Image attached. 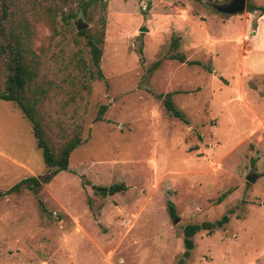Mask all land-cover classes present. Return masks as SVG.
I'll list each match as a JSON object with an SVG mask.
<instances>
[{
  "label": "rangeland",
  "instance_id": "rangeland-1",
  "mask_svg": "<svg viewBox=\"0 0 264 264\" xmlns=\"http://www.w3.org/2000/svg\"><path fill=\"white\" fill-rule=\"evenodd\" d=\"M229 1L105 0L89 18L78 0H16L33 32L27 102L55 152L78 132L83 142L55 174L29 119L0 97V191L40 182L37 195L0 197V264H179L184 227L224 214L194 235L185 264H264V14L249 5L264 0L214 7ZM168 92L188 122L167 110Z\"/></svg>",
  "mask_w": 264,
  "mask_h": 264
},
{
  "label": "trees",
  "instance_id": "trees-1",
  "mask_svg": "<svg viewBox=\"0 0 264 264\" xmlns=\"http://www.w3.org/2000/svg\"><path fill=\"white\" fill-rule=\"evenodd\" d=\"M81 1L84 13L91 18L88 9L91 5L102 1V8L106 7L105 0H78ZM251 9L260 10L264 14V6L256 4H249ZM16 0H0V74L5 73V85L0 87V97L4 99H10L15 102L22 112L29 119L32 126V133L34 134L38 148L42 150L43 157L48 166L54 168L55 174L67 170L69 168V159L71 153L82 142L81 133L78 132L75 137L69 140L63 145L59 152H55L53 146L50 144L48 138L45 135L43 124L37 116L35 107L28 104L26 97L27 83L31 77L30 65L26 60V53L32 43L33 32L30 30L29 25L24 22H19L16 19ZM84 31H81L83 33ZM178 38L173 40V47L179 46ZM92 49L95 63H99L101 57V49L92 40ZM171 59H178L182 62L188 61L190 64H201L199 60H187L181 53H172L169 55ZM161 60H157L152 65L151 69H156L160 66ZM209 71L212 69L204 65ZM174 92H168L166 94L165 106L167 110L174 115L182 119L184 122H188L186 115L176 106L173 100ZM107 109L106 105L101 106V110L97 119H102V114ZM34 185H40L39 180L35 176H30L22 179L14 186H12L7 192L0 191V197L5 193L20 191L23 187H28L38 194V189ZM96 190L103 195L114 194L117 191L126 189V185L112 184L110 186H95ZM39 202L43 205V201L39 198ZM168 211L170 215L175 216L176 206L170 200L168 202ZM230 219L228 214H224L221 219L216 221H204L202 223H191L184 227V243L186 250L183 253V257L180 258L179 264H185L186 259L190 257L191 250L195 246L194 235L201 230H208L212 233L215 228L222 227Z\"/></svg>",
  "mask_w": 264,
  "mask_h": 264
},
{
  "label": "water",
  "instance_id": "water-1",
  "mask_svg": "<svg viewBox=\"0 0 264 264\" xmlns=\"http://www.w3.org/2000/svg\"><path fill=\"white\" fill-rule=\"evenodd\" d=\"M246 5H247V0H231L226 4H217L214 3V7L223 13H228V14H237V13H241L246 9ZM88 26V24L82 20H79L77 22V28L79 30L85 29ZM148 30V28L146 26L141 28V31H145ZM54 174V171L51 172L50 174H45V175H40L39 179L41 181H46L48 179V177L52 176ZM258 178L257 175L255 174H251L247 177V179L250 182H255L256 179ZM180 218H175V222H178Z\"/></svg>",
  "mask_w": 264,
  "mask_h": 264
}]
</instances>
